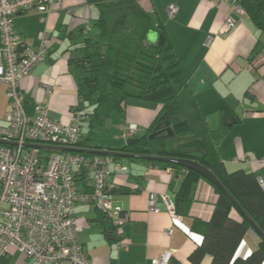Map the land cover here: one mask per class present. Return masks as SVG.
<instances>
[{
    "label": "crops",
    "instance_id": "0c3cea01",
    "mask_svg": "<svg viewBox=\"0 0 264 264\" xmlns=\"http://www.w3.org/2000/svg\"><path fill=\"white\" fill-rule=\"evenodd\" d=\"M137 2L150 16L153 26L164 32L207 129L217 130L223 110L231 112L234 120L213 146L225 170L231 173L242 169L264 179V162H260L264 160V33L252 24L248 15L233 14L231 6L222 0ZM171 5L177 8V13L168 18L166 8ZM229 15L236 24L225 30V18ZM97 17L96 6L86 0H53L48 12L41 14L32 10L14 18V33L30 49L38 47L44 30L50 36L46 59L19 85L28 116H34V107L39 105L50 119L63 124L71 122L73 109L79 103L77 86L83 79L82 71L71 60L79 53L85 36L96 31ZM207 36L211 38L209 43ZM158 109L154 103L127 100L123 114H118L123 122L118 126V134L113 138H96L94 134L93 143L103 150L123 148L127 140L120 138L121 128L133 124L137 127L133 138L141 137L151 126ZM9 110L6 86L1 84L0 126L5 125L3 118ZM81 130L83 136L88 134L86 122L82 123ZM115 163L122 164L126 170L115 171ZM110 171L108 185L116 191L113 200L121 207L122 214L127 215L118 230L128 248L117 250L116 240L108 235L114 229L103 223L102 213L94 205L78 203L74 217L81 227L79 242L90 263L150 264L151 260L171 251L169 264H189L190 253L201 242L202 225L211 219L217 206L218 196L212 185L199 179L185 213H176L177 218L173 219L159 197L170 196L175 206L176 195L186 176L182 170L133 159L114 161ZM81 177L77 179L79 189L88 190L89 178ZM151 194L157 197L158 213L149 210ZM258 245L259 237L249 231L235 256L245 258ZM209 263L208 255L200 262ZM0 264H32V261L10 248L0 258Z\"/></svg>",
    "mask_w": 264,
    "mask_h": 264
},
{
    "label": "trees",
    "instance_id": "16d2710c",
    "mask_svg": "<svg viewBox=\"0 0 264 264\" xmlns=\"http://www.w3.org/2000/svg\"><path fill=\"white\" fill-rule=\"evenodd\" d=\"M86 1L96 6L98 17L94 23L96 31L85 36L83 45L78 48L79 53L71 60L83 73V79L77 86L79 103L76 108L84 112L89 129L75 148L103 150L93 143V135L105 128L106 121L113 114H123L127 100L154 103L159 109L146 133L136 138L134 144L110 151L171 157L202 165L264 234V190L258 184V177L242 169L228 173L213 149L214 143L234 120L231 112L223 110L217 130L207 129L170 43L164 32L153 26L150 16L137 0ZM241 5L252 24L264 33V0H242ZM149 31L164 36L162 46L145 41ZM43 32L48 33L46 30ZM188 110L194 119L190 118ZM166 121L170 123L173 135L167 137L163 132L149 140L153 128ZM161 164L182 170L186 175L175 199L176 213L183 214L193 199L195 184L199 179H205L194 171ZM212 187L218 196L217 206L211 219L202 225V239L190 253L189 264H200L205 255L210 256L209 264H263L264 242L260 238L258 248L247 257L235 256L244 236L253 230L231 202ZM114 192L110 190L109 194L112 196ZM101 216L106 226L115 229L103 214ZM108 235L117 240L115 231Z\"/></svg>",
    "mask_w": 264,
    "mask_h": 264
},
{
    "label": "built area",
    "instance_id": "2783aa9c",
    "mask_svg": "<svg viewBox=\"0 0 264 264\" xmlns=\"http://www.w3.org/2000/svg\"><path fill=\"white\" fill-rule=\"evenodd\" d=\"M53 0H0V85L6 86L10 110L0 126V140L13 145L0 144V258L10 248L32 261V264H91L79 242L81 227L74 217L78 203H88L102 213L115 228L117 250H127L128 244L120 237L119 227L127 219L121 207L115 205L109 194L108 178L111 157L89 156L74 152H49L26 144L75 148L81 139V126L86 116L73 109L70 123L50 119L39 105L34 116L24 111V96L20 82L33 68L46 59L50 36L43 32L36 49H30L14 33L13 20L23 13L36 10L48 12ZM229 4L232 13L247 15L242 0H222ZM177 8H166L173 18ZM43 20V19H42ZM232 15L225 18V30L235 27ZM207 36L206 42L209 43ZM137 133V127L128 124L120 130V138L128 140ZM261 163L264 160L260 161ZM115 171H125L115 163ZM90 180L88 190H80L76 177ZM264 190V179L258 178ZM166 211L176 219L175 206L168 195L159 197ZM157 197L149 196V210L158 213ZM167 234L169 232H166ZM173 254L166 251L150 264H169Z\"/></svg>",
    "mask_w": 264,
    "mask_h": 264
},
{
    "label": "water",
    "instance_id": "95a60500",
    "mask_svg": "<svg viewBox=\"0 0 264 264\" xmlns=\"http://www.w3.org/2000/svg\"><path fill=\"white\" fill-rule=\"evenodd\" d=\"M145 41L150 44H156L158 46H162L164 43V36L155 32L149 31L145 36ZM166 133L167 137H171L173 135L170 123L168 121L163 122L161 124H157L153 128V132L148 136L149 140L154 139L158 135ZM137 141L136 138H130L126 141V145H132ZM0 144L3 145H13V143L5 142L0 140ZM25 147H35L42 151L49 152H74V153H82L89 155H98V156H107L112 158H124V159H136V160H146L153 161L165 164L176 165L182 167L187 170H191L199 174L202 178L212 184L215 188H217L234 206V208L242 215V217L250 224L253 232L264 242V234L257 227V225L248 217V215L243 211V209L236 203L233 197L225 190V188L219 183V181L215 178V176L202 165L184 159H176L171 157H162V156H151V155H141V154H129L123 153L119 151H110V150H90V149H77V148H64L57 146H48V145H36V144H26Z\"/></svg>",
    "mask_w": 264,
    "mask_h": 264
},
{
    "label": "rangeland",
    "instance_id": "374dc122",
    "mask_svg": "<svg viewBox=\"0 0 264 264\" xmlns=\"http://www.w3.org/2000/svg\"><path fill=\"white\" fill-rule=\"evenodd\" d=\"M187 113L189 116H191L190 117L191 119H194V115L190 110H188ZM122 123L123 122H121V118L119 117L118 113L113 114L112 117L106 121L104 130L100 132L96 131L94 133L95 137L105 138L109 136L110 138H113L115 135L118 134V126L121 125Z\"/></svg>",
    "mask_w": 264,
    "mask_h": 264
}]
</instances>
